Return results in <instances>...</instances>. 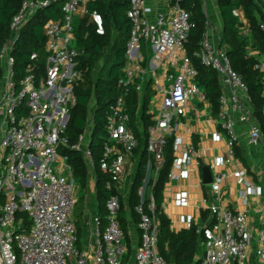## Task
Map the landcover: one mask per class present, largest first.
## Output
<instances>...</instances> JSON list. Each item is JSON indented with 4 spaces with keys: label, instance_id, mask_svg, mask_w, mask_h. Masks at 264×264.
Instances as JSON below:
<instances>
[{
    "label": "built area",
    "instance_id": "1",
    "mask_svg": "<svg viewBox=\"0 0 264 264\" xmlns=\"http://www.w3.org/2000/svg\"><path fill=\"white\" fill-rule=\"evenodd\" d=\"M91 1L23 0L11 20L10 36L1 47L0 264H131L121 212L130 206V188L136 181V175L130 171V159L140 155L143 149L153 158L138 189L135 211L139 216L141 240L133 264H175L168 262L158 247L160 221L153 188L171 138L175 157L169 181L188 178L193 163L202 166L199 149L193 142L186 143L176 131L192 96L209 102L207 93L196 81L198 72L193 60L185 50L191 29L190 13L182 7L181 0H171L170 13H158L151 20L148 15L153 8L149 0H131L128 10L131 35L125 65L117 81L118 95L109 106L100 159L101 169L108 174L105 187L110 192L106 200L107 223L102 226L97 214L95 239L89 248H82L74 218L79 183L68 156L61 151L71 148L81 152L89 174L95 173L90 146L96 105L94 92L86 129L74 143L68 135L71 112L77 104L76 86L84 81V72L79 68L84 48L77 44L78 21L85 19L99 35L106 33L105 20L100 12L90 9ZM54 2L61 3L63 15L48 21L44 27L46 56L41 59L39 52L33 51L24 76L17 80L13 50L20 32L40 9ZM242 12V8L236 10L240 30L243 35H249L250 25ZM261 27L264 29L263 23ZM143 45L151 52L148 58ZM247 51L249 57L256 59L255 68L264 74V55L252 42ZM176 52L182 55L179 69L168 75L169 85L158 90L161 102L157 109L149 111L153 124L148 128V136L138 137L130 128V93L136 90L142 101L143 74L157 71ZM196 56L218 72L223 90L217 114L219 125L228 136V155L213 161L212 188L219 193L221 183L228 176L219 168L235 163L231 174L241 184L239 196L247 206L251 196L262 194V188L252 183L247 170L235 162V149L241 137L237 126L246 124L243 133L249 146L263 142L262 128L252 113L248 87L231 65L227 47L215 44L206 32ZM97 64L95 68L101 69ZM228 87L231 92L223 89ZM215 137L220 136L216 133ZM188 202L185 193L180 195V203ZM208 208L213 216L210 224L194 225L189 220L184 225L187 229L197 228L199 245L204 249L201 264H248L252 253L264 264V218L255 227L245 211L216 205ZM20 212L27 215L29 226H25L23 217H18Z\"/></svg>",
    "mask_w": 264,
    "mask_h": 264
},
{
    "label": "trees",
    "instance_id": "2",
    "mask_svg": "<svg viewBox=\"0 0 264 264\" xmlns=\"http://www.w3.org/2000/svg\"><path fill=\"white\" fill-rule=\"evenodd\" d=\"M23 0H0V50L10 36V23L13 16L18 13ZM60 3V2H59ZM52 3L48 7L40 9L29 23L21 30L15 44L13 54L16 59V78L20 80L30 61L33 51H38L41 59L45 53L44 27L50 20L60 19L63 15L62 5ZM218 8L222 17L223 27L220 31V45L226 46L233 69L242 77L248 87L251 97L252 113L260 123L264 134V74L255 68L256 59L249 57L247 47L252 42L253 47L260 50L264 55V3L262 0H217ZM181 5L190 13L191 29L186 42L185 50L197 69L196 81L207 93L209 102L214 113L219 111V100L223 93L220 85L218 72L205 66L196 56L201 42L207 32L209 18L205 10L203 0H181ZM91 10L100 12L105 20L106 33L99 35L93 25L87 24L86 20H79L76 27L77 44L84 48L83 55L79 58V68L84 72V81L76 86L77 104L71 112L68 125L70 142L74 143L87 127L89 116V104L94 92L96 105L94 111V127L91 137V149L94 159V167L97 179V211L102 226L107 223L106 200L110 192L105 183L108 174L101 169L100 159L103 154V146L106 138V121L110 104L118 95L117 81L125 65V53L127 42L131 35L132 23L128 17L131 0H92L89 4ZM242 8L250 25V34L243 35L240 30L239 17L236 10ZM112 50L114 61L109 70L103 75H98L106 68L97 70L96 64ZM3 69L0 60V79ZM151 94H147L143 101L140 100L136 90L131 91L128 98L131 123L141 118L145 128V136H148V128L153 124L151 114L148 113ZM68 156L69 163L73 168L74 175L82 187L80 202L83 201L84 191L89 182V168L81 152L64 148L61 151ZM140 163L133 185L130 206L136 221L139 216L135 211V205L139 200L138 189L148 172V162L153 155L143 149L140 152ZM240 154V153H239ZM173 138L169 139L165 148V163L160 170L159 176L154 183V198L156 214L160 221V233L158 247L161 254L168 262L175 264H201L199 253L200 235L197 228H183L175 231L171 228V220L163 209L164 190L174 161ZM79 205V204H78ZM18 217H23L25 226H29V220L25 213L20 212ZM122 227L127 235V222L125 212H121ZM78 233L81 238V223L78 222ZM81 242H79V245Z\"/></svg>",
    "mask_w": 264,
    "mask_h": 264
},
{
    "label": "crops",
    "instance_id": "3",
    "mask_svg": "<svg viewBox=\"0 0 264 264\" xmlns=\"http://www.w3.org/2000/svg\"><path fill=\"white\" fill-rule=\"evenodd\" d=\"M207 2L211 5L208 7ZM149 4L153 8L152 13L148 16L154 20L158 13L169 14L171 11V0H149ZM205 10L209 18L207 34L212 38L215 44H220V31L223 27L222 17L218 8L217 0H205ZM244 12V11H243ZM242 14H245L243 13ZM146 58L151 55L149 48L146 45L142 47ZM181 53H172L170 58L165 61L163 66L155 72H146L143 74L145 78L143 98L147 94H151L149 103V111L157 109L161 102V93L158 91L163 86L169 85V74H175L181 63ZM226 92H231V87L225 89ZM154 100V102H153ZM143 101V100H142ZM131 130L138 136H145V128L143 120L139 117L135 120L134 126L130 123ZM247 126L244 123H239L237 131L241 132L239 143L235 149V162L244 167L248 172L249 180L262 188L261 195H253L250 197L249 204L245 206L239 196L241 184L236 177L231 173L236 167L234 164H228L220 167L219 170L228 174L221 183L219 193L215 192L212 184H205L203 178V167L209 166L212 174L213 161L222 156L228 155V136L219 125L218 114L214 113L210 102H203L197 96H192L189 101V108L186 114L177 124V133L183 137L186 143L193 142L200 151L202 166L198 167L192 164L190 176L186 179H175L168 181L164 190L163 209L171 220V228L179 231L184 227L186 221H192L194 225H208L213 221V216L209 211L210 205H216L222 209H231L233 211H245L248 214L249 221L255 227L259 225L264 218V187L261 182L263 177L260 173H264V138L263 142L258 146H249L246 142L244 131ZM220 137L216 138L215 134ZM240 153V154H239ZM252 159L254 167H248L247 163ZM130 171L137 175L138 166L140 163V155L135 154L130 159ZM133 189V187H132ZM130 188V200L132 195ZM79 201L82 195V187H78ZM186 194L188 204L180 203V195ZM85 203L81 215L78 216L74 211V218L81 223V238L79 237L80 246L89 248L95 239V223L94 217L98 214L97 203L94 205L93 196L97 202V179L95 173H90L88 186L84 191ZM78 201V204H79ZM125 207V219L127 222L126 240L130 251V263L133 264V258L136 250L140 245L141 231L138 222L131 209ZM204 249L199 245L198 257L203 258ZM248 264H261L255 255L252 253Z\"/></svg>",
    "mask_w": 264,
    "mask_h": 264
},
{
    "label": "rangeland",
    "instance_id": "4",
    "mask_svg": "<svg viewBox=\"0 0 264 264\" xmlns=\"http://www.w3.org/2000/svg\"><path fill=\"white\" fill-rule=\"evenodd\" d=\"M61 3H59V5H60ZM207 5H208V7H210V5H211V3L210 2H207ZM206 7V6H205ZM112 50H110L109 51V53L106 55V56H109V55H111L109 58H102L101 59V61L100 62H98V64H97V66L98 67H104V65H106L105 66V70L101 73V72H99L98 73V75L100 74V75H103L104 73H106L107 72V70H109L110 69V67H111V65H112V63H113V61H114V57L112 56ZM101 70V69H100ZM249 165V166H248ZM247 166L248 167H254V163L252 162V159H249V161H248V163H247ZM263 169H264V165H263ZM260 176L261 177H263V180L262 181H260L261 182V184H262V186L264 187V173L263 172H261L260 173ZM92 201H93V203H94V205L97 203L96 202V198L93 196V199H92ZM78 205V204H77ZM84 205H85V203L82 201V202H80L79 203V206H78V208H77V210H76V213L75 214H77L78 216H80L81 215V212H82V209H83V207H84ZM77 207V206H76ZM256 243H255V240H254V245H255Z\"/></svg>",
    "mask_w": 264,
    "mask_h": 264
},
{
    "label": "water",
    "instance_id": "5",
    "mask_svg": "<svg viewBox=\"0 0 264 264\" xmlns=\"http://www.w3.org/2000/svg\"><path fill=\"white\" fill-rule=\"evenodd\" d=\"M203 178H204V183L205 184L212 183L213 174H212L211 168L209 166H204L203 167Z\"/></svg>",
    "mask_w": 264,
    "mask_h": 264
}]
</instances>
